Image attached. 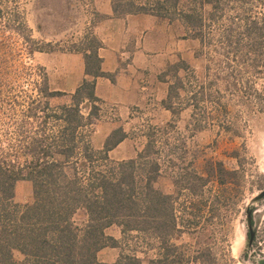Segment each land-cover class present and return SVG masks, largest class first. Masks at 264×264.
Returning a JSON list of instances; mask_svg holds the SVG:
<instances>
[{"label":"trees","instance_id":"16d2710c","mask_svg":"<svg viewBox=\"0 0 264 264\" xmlns=\"http://www.w3.org/2000/svg\"><path fill=\"white\" fill-rule=\"evenodd\" d=\"M2 1L0 264H238L225 231L240 167L208 158L201 170L178 171L171 193L157 187L167 165L155 131L136 157L109 154L128 137L123 127L96 149L90 127L101 110L97 78H114L102 70V41L88 33L73 43L70 51L83 53L87 77L71 95L53 90L45 66L13 64L14 41L22 40L31 55L53 52L52 44L38 47L24 12ZM112 6L118 17L147 13L177 22L184 39L199 42L196 57L208 61L203 80L184 59L160 75L169 84L162 104L173 114V126L192 108L187 128L218 124L234 141L242 129L232 101L241 106L236 114L264 113V0H112ZM171 72L176 82L167 79ZM192 72L196 84L187 79ZM65 96L70 100L53 102ZM230 157L243 165L240 147ZM22 180L33 186V200L24 205L15 199ZM79 211L86 215L83 222ZM113 226L121 237L108 233ZM139 239L145 241L144 256L132 244ZM107 247L120 249L113 262L99 258Z\"/></svg>","mask_w":264,"mask_h":264},{"label":"rangeland","instance_id":"374dc122","mask_svg":"<svg viewBox=\"0 0 264 264\" xmlns=\"http://www.w3.org/2000/svg\"><path fill=\"white\" fill-rule=\"evenodd\" d=\"M2 5L4 7L7 5L19 6L25 14L33 38L38 43L36 45L44 47L45 44L51 43L54 48L53 52L44 51L48 54L36 51L31 55L29 46H25L22 40L21 42L14 41L13 54H17V56L13 64H19L21 68H23L22 64L25 67L43 65L42 57H47L50 53L70 51L73 43L79 42L88 33L95 34V21L100 17L95 12L93 0H18L17 2L4 0ZM170 34L174 37L170 38V43L164 48V71L169 69V63L184 59L196 70V75L203 80L204 67L208 61L203 56L196 57L195 50L198 48L199 42L183 40L184 28L177 22L170 25ZM178 39L181 40L180 43ZM212 71L214 72V69ZM180 75L183 77L185 72L181 71ZM194 75L193 72L190 73L187 79L196 84ZM167 79L170 82L177 80L173 72L167 76ZM23 83L27 87L29 82L24 79ZM167 85L169 84L167 83ZM69 100L70 98L67 96L56 97L53 102L58 104ZM234 103L235 101L231 102V107L235 111L232 116L238 115L236 117L242 134L232 141L227 132L219 129L218 124L211 123L206 129L197 131L193 126L187 128L192 108L185 109L176 119V125L173 126V114L163 106L162 101L160 102L158 99L149 101V105L140 109L137 117L125 125L130 131L129 139L112 154V158L117 159L114 156L121 153L120 151L126 152L125 154L128 156L136 157L146 145L147 135L155 131L158 146L164 150V159L167 165V169L157 182V187L171 193L175 191L173 178L178 171L186 170V168L192 171L194 169L201 170L208 158L223 160L229 168L240 167L243 176L240 179V185L234 192H231V201L235 200V202L228 206L230 216L225 233L238 264H257V260L264 257V198L258 201H254L253 198L264 189V113L258 110L252 112L242 110L236 114L239 111L237 109H240L241 106ZM87 111H89L88 107ZM98 120L96 123L99 122ZM93 127L95 124L90 127L91 131H93ZM236 147H240L241 157L244 159L242 166H239L238 162L230 157V152ZM174 163H177L178 168H175ZM15 199L21 205L32 202L33 186L31 181L18 182ZM250 209L252 210V226L255 230V239L251 246L249 245L248 217ZM85 217L84 211H79L78 221L83 222ZM108 233L121 237L120 229L117 226L108 229ZM139 240H134L132 244L134 243L139 249V254L144 256L142 251H146L145 241ZM135 242L137 243L135 244ZM112 248L103 249L99 253V258L103 261L117 258L120 249L114 248L113 250Z\"/></svg>","mask_w":264,"mask_h":264},{"label":"crops","instance_id":"0c3cea01","mask_svg":"<svg viewBox=\"0 0 264 264\" xmlns=\"http://www.w3.org/2000/svg\"><path fill=\"white\" fill-rule=\"evenodd\" d=\"M93 6L100 16L95 21V34L102 41L99 49L102 70L113 74L114 78H97L96 95L101 110L99 122L93 127L92 144L102 149L106 138L118 127L128 133V137L110 151L112 157L129 139L130 131L125 125L135 119L149 101L158 99L161 102L167 97L169 85L160 75L164 71V48L174 35L170 34L169 22L152 14L118 17L113 12L112 0H93ZM41 63L48 70L51 88L67 95L74 93L87 77L85 58L80 52L50 53L42 57ZM120 152L114 156L117 160L134 157ZM115 260L116 257L106 262Z\"/></svg>","mask_w":264,"mask_h":264},{"label":"water","instance_id":"95a60500","mask_svg":"<svg viewBox=\"0 0 264 264\" xmlns=\"http://www.w3.org/2000/svg\"><path fill=\"white\" fill-rule=\"evenodd\" d=\"M264 198V189L260 192V193H258L254 198H253V200L254 201H258V200H261V199H263ZM251 214H252V210L250 209L249 211H248V217H249V245L251 246L252 244H253V241H254V239H255V230L253 229V226H252V216H251ZM257 264H264V257H262V258H259L258 260H257Z\"/></svg>","mask_w":264,"mask_h":264}]
</instances>
